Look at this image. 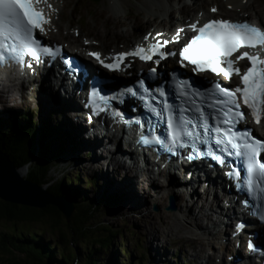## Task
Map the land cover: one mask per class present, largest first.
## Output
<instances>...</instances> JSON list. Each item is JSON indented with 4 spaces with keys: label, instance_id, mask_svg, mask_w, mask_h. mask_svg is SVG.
<instances>
[{
    "label": "rangeland",
    "instance_id": "1",
    "mask_svg": "<svg viewBox=\"0 0 264 264\" xmlns=\"http://www.w3.org/2000/svg\"><path fill=\"white\" fill-rule=\"evenodd\" d=\"M112 1L60 0L61 3L65 2L67 5L65 10L62 12V17H60L58 24L62 27L63 32L66 30V35L67 27L69 25L71 26L75 24V26H79L80 30L86 32L88 36L99 40L102 44V47L104 46L106 48L112 47L114 46V44H119L120 46L124 45L122 44L123 41H125L124 35H127L124 33V31L131 29L130 26H136L138 24L139 20L137 15L140 10L143 11L141 13H144L141 16V25L143 27L142 30H140L141 34L144 33L146 29L148 30L149 28H151V26H153V29H158L156 27L160 25L159 23L161 22V17L156 18V16H151V11L156 13L154 11L155 8L150 7L148 5L143 7L142 1L145 0L118 1L119 4L124 3V6L120 5L123 9L122 13L118 15L112 14L113 12H111L110 5ZM217 1L220 2L223 6V12H221V15L223 17L228 16L232 19H239L235 15L233 10H229V6L226 4V0ZM149 2H152V0H149ZM191 2L193 1L176 0L174 2V5L176 4L181 6L183 4H190ZM251 2L253 3L251 13L246 15L241 14V18L249 19L252 22L259 23L260 25L264 26V0H251ZM209 5L210 3L205 5L206 9ZM185 10L186 9H182L183 12ZM195 11L197 10H194V13ZM148 18L150 19V22H147ZM182 18H184V15L181 16L179 19ZM179 19L174 20L179 21ZM163 26H168V23L164 22ZM118 32L121 33V35H118ZM33 93L34 92L28 95L26 93H23L22 98L20 97L15 101H9L8 107L10 108V111H4L5 113H3L4 115L8 114L7 116H9L12 120V122L8 123L9 125H15L13 121L18 122L19 115L23 114H29L31 118L36 121L38 128L45 126L47 124L46 122H48L49 126L50 121L53 126L56 125V119H60V117L56 115H50L51 113H49V110H47L45 104L43 105L40 103L41 105H43V107H41L39 104H37V100H34L33 102ZM27 102H29V105L26 104ZM16 106L18 107L14 108ZM15 114H18L16 115L17 118L14 116ZM5 125L2 128L6 129ZM60 128L61 131L64 130L62 126ZM65 135L66 132L64 136ZM62 141L64 144L62 143ZM71 142L72 140L63 137L61 132L60 137L51 138L50 144H53L52 151L55 153L60 152L61 156H58L57 164L52 170V183L46 186L39 187H44V189L47 190L48 187H50V185L52 184L55 185L61 182L65 183V181L70 180L66 187H68L69 191L71 192L72 199L67 198L66 201L68 203L75 200L76 205L84 206L86 204H94L95 201L101 204L98 208L97 216L93 221L94 228H108L111 231L121 233V235H118L117 238H115V241H113L109 249L101 251V258L103 260L101 264H202L200 263L199 259H203L205 261V259L208 257V254H213V252L216 253L214 255L215 257H213L214 262L212 261V264H214L215 262L217 263V259L221 258L222 253V249H220L219 243L224 238H222V236L219 237V235L207 236L202 234L203 231L207 230V227L209 229L211 228L214 234L216 233L217 230H213V221H208L204 218H201L202 215L200 213L198 217L200 216L201 218L199 222L203 228L202 232L199 230L197 231L196 229H194V227L188 224H184V227H182V225L174 223V219L176 218L175 215H178V213L181 211H185L184 207L186 205L185 202H187V198L188 201H191L196 205V207H198L197 210L204 203L203 200L200 199V201L195 203L196 199H191L187 195L185 199V197L182 196L183 193L177 189H175V194H172L171 192H169V187L160 178L161 182H157V190L152 189L153 191H150V193L153 195L154 193H157L155 194L156 196L159 195V197L164 198H162L161 200H159V197H157V199L151 198V200L149 201L145 199L146 203L142 207L136 200L132 198L133 203L131 204V209H133L134 212L132 214H129L127 212L122 215L117 212V207L121 204V202H119L117 198H115V200L112 199V202L107 205L103 200L106 197L111 196V194L109 193L113 192V190L111 189V184H113L112 182H114L113 186H115V183H117L118 181L121 182L122 187L120 185H116V187L120 188L121 191H123L124 188L128 190H137V193L139 194V199H143L145 197V193L143 195V192L141 190H138L142 188V185H130L129 180L131 177L134 176V173L129 174V176L125 175V170L127 168H122L119 171L120 173L118 174L111 173V177H113L115 180H109L112 182H109V185L106 186L105 180L107 178L105 175L108 173V171L104 170V172L98 173L99 175H97L93 173L92 170H88L86 167L91 165L88 162H91L93 160V156L87 157V159H83L81 162H79L76 159V154L78 150H72V148L67 150V147L66 150H64V146L71 144ZM76 144L78 143L76 142ZM63 151H65V153ZM100 151L101 150H98V153L95 155V158L99 159V157L103 155V153H101ZM71 154L75 155L72 156ZM117 158L122 159L120 155H118ZM101 163L107 165V156L105 157V160H101ZM126 163L127 166L131 165L128 162ZM92 165L99 166V164L94 162L92 163ZM23 168L18 171L19 174L26 179V176L28 174V167ZM20 171H23L26 174H21ZM75 176L81 177L84 183H86L88 180H92L93 185L89 184V186L86 187L85 185H81V183L76 184L75 182H71L72 179L75 178ZM183 177L184 175L182 174L181 178ZM144 189L147 188L144 187ZM157 191H159L161 194H158ZM171 197L175 198L176 200L177 209L175 211L168 210V207L170 206L169 201ZM82 198H84L85 201ZM134 202H136L137 205H135ZM191 206L193 205L191 204ZM155 207L157 209H155ZM212 214L213 213H211L210 215V219L217 220V217L213 216ZM62 220L63 229H65L67 222L65 221L64 216ZM10 227L11 225L6 224L5 222H0V231L7 230ZM18 227L23 228L24 230H31L41 233V235H43L44 237L43 239L45 240L43 242L50 243V245L54 246V244L58 242L54 234L47 231V227L42 223H40L39 225L19 223ZM151 229L157 231V238H152V236H149V231ZM228 231L230 232V230ZM202 240L204 241V243L207 244L205 248L202 247ZM86 241L87 239L84 240V243L80 242L81 244L79 243L77 246L79 256H82V254L85 253L83 246H85ZM149 241L151 244L149 243ZM121 243L123 244L122 248L120 247ZM123 248L128 252H131V255H126L125 251H122ZM155 256H157V258ZM7 260L4 259L2 264H7Z\"/></svg>",
    "mask_w": 264,
    "mask_h": 264
},
{
    "label": "bare ground",
    "instance_id": "2",
    "mask_svg": "<svg viewBox=\"0 0 264 264\" xmlns=\"http://www.w3.org/2000/svg\"><path fill=\"white\" fill-rule=\"evenodd\" d=\"M115 1V6L113 8H111V12H113L112 14H121L122 13V7L120 5L124 6V3L119 4L118 1L120 0H114ZM176 1V0H175ZM174 0H152V2H149V0H145L142 1V6H150V7H154L155 8V12L151 11L150 13L151 16H156L157 17H161V22L159 23L160 25H158V30L156 32L153 33L156 34L157 32H163L167 35H173L174 33L181 31L183 28L186 29V26L188 24V18H191L190 16H193L192 21H196L197 16L196 13H194V10L198 9V12H200L199 10L203 11V16H206V18H210L213 17L212 15L209 14V12L206 9V4H209L211 2V4H217L218 1L217 0H195L193 2V4L191 5H183V6H179V5H174ZM122 2V1H121ZM227 5H229L234 11L236 16L239 18L237 20L240 19H244L241 18V14L242 15H246V14H250L252 11V7H253V3L251 2V0H226ZM114 3V2H113ZM150 4V5H149ZM66 3H63V8L66 7ZM222 7V5H221ZM182 9H186L184 12L182 11ZM146 11V10H145ZM142 10H140V12L138 13V24L136 26H130L131 29L124 31L125 34L124 35V39L125 41H123L122 44H126L129 45L131 43H137L140 42V40L145 37V35L147 34V32L142 33L140 32V30H142V15L144 13ZM59 14L57 13L56 16H58ZM184 15V18L179 19L181 16ZM196 17V18H194ZM169 19V21H168ZM174 19H179V21H175ZM181 21V22H180ZM150 22V19L148 18V21ZM164 22L168 23V26H163ZM134 23V22H133ZM177 23V24H175ZM136 24V23H135ZM153 28V26H151V28H149V30H151ZM50 29V28H49ZM186 31L184 30L182 32V34H185ZM116 34V33H115ZM117 35V34H116ZM118 35H121V33L118 32ZM112 38V36H111ZM127 40V41H126ZM142 41V40H141ZM77 42V41H75ZM74 42V43H75ZM84 46V45H82ZM106 50V48H105ZM39 81L38 79L33 80V85L29 84L27 87H24V85L22 86V90L27 89V95L28 90L29 92H34L33 93V102L34 100H37V104H39L41 107H43V105L45 104V106L47 107V110H49V113H51L50 115H56L58 117H60V119H56V125H52L51 121L49 122V126L47 125L48 129L50 130V138H58L60 137V132L62 134L63 137L67 138V139H71L72 142L71 144H68L67 146H64V150H67L72 148V150H78L76 157L77 159H79L78 161L81 162L83 160V158H80V151L83 152L84 149H86V151H84L83 153H87L89 151L94 150V156H93V160L90 163L91 165L87 166L86 168L88 170H92L93 173L99 175L98 173H102L104 172V170L108 171V173L105 175L106 176V180H105V184L106 186L109 185V180H115L113 177H111V173H115L118 174L120 173L119 171L123 168L126 169L125 171V175L132 174L134 173V176L130 178V185L133 186V184H137V185H142V188L138 189L141 190L143 192V195L145 193V197L143 199H139L138 197V193L137 190H128L125 189L123 191L120 190V188L116 187V185H120L122 187L121 182H117L114 185V182H112L113 184H111V189L113 190V194L115 196H117L116 198L119 200V202H121L120 206L117 207V212L124 215V213H129L132 214L134 212L133 209H131V204L132 202V198L134 200H136L141 207L145 205L146 200L148 201L151 200V198H155L157 199L158 196H156L154 193L151 194L150 191L157 190V182H161L160 179L157 178H153L150 181H148L149 183L146 182V180L144 179L143 176H140L139 173L137 172V164L135 162L134 159H132V163L130 166H127L126 161H124V154L123 152H121V149L119 147L116 148V146H114L113 149H111L109 147V144H111L113 138L111 137V135H109L107 133L108 136H105V138H98L97 136L92 137V136H88L87 135V129L86 126L81 123V122H74L73 119L76 116V112L75 110L79 109L76 108L74 110V108L76 107L75 102L73 101V98L68 95L67 93H63L61 92V90H59V88H57L53 83H50L46 80H43V82H37ZM39 93V94H38ZM13 95L11 93H6V96L0 95V113H5L4 111H10V108L8 107V103L9 101L13 100ZM43 105H41V104ZM27 105H29V102L26 103ZM21 106V105H20ZM18 106L14 107L17 108ZM26 107V105H25ZM52 120V119H51ZM48 121V120H46ZM264 125V121L263 124ZM64 129L63 131H61V127ZM59 127V129H58ZM264 129V128H263ZM86 131V133H85ZM59 132V135H58ZM66 132V135L64 136ZM49 134V133H48ZM105 139V141H104ZM76 142L78 144H76ZM61 143V142H60ZM63 143V141H62ZM64 144V143H63ZM66 145V144H65ZM69 146V148H68ZM98 150H101L100 152L103 153V155L101 157L95 158L96 154L98 153ZM64 155V154H62ZM72 155V154H71ZM110 155V156H109ZM118 155H123L122 159H118L117 156ZM107 156V165L101 163V160H105V157ZM103 158V159H101ZM100 161V163H99ZM97 163L99 164V166H93L92 163ZM28 169V168H27ZM147 169H150V167H148ZM101 170V171H100ZM28 171V170H27ZM133 171V172H131ZM19 172V171H18ZM20 173L22 174H26L23 171H20ZM147 176V175H146ZM219 181H221V178L216 177L215 179L212 180V183L214 184H218ZM185 182H188L186 179V175H184L183 178H181V176H175L174 178L171 177V179H169V183L172 186V188H169V192H171L172 194H175L174 192H176V190L173 187V184L177 183L180 185V188H184L186 187ZM199 184L197 186V190L195 191L194 195L191 196V199L196 196L197 198L201 199L204 201V203L200 206V208L197 210L198 207H196V205L194 203H192L191 201H188L186 199V194L183 193L182 196L185 197L186 201L185 202V211H181L178 213V215H175V219H174V223L175 224H179L182 225V227H184V224H188L192 227H194V229H196L197 231H201L202 232V225L200 224V219L204 218L208 221H210V215L211 213L214 214H219L221 217V220L218 221L216 220L215 222H213V230H215L216 228H220L219 232L217 233H213V231L211 230V228L209 229L208 227L206 228V231H203L202 234L203 235H207V236H217V235H223V233H228L229 228L232 226L233 221L230 218V216H233V207L231 209L228 208V210L223 209L225 206L227 205H231V201L221 198L219 196V192L214 191L213 189L209 190H205L203 188V185L205 183V181H201L199 180ZM198 183V181H197ZM162 184V183H161ZM190 184V183H189ZM144 187H146L147 189H144ZM160 188V187H159ZM128 192V193H127ZM158 194H161L159 191H157ZM26 194H31V192H24ZM178 193V192H177ZM164 197H159V200H161ZM212 198V201L210 202ZM158 201V200H157ZM135 205L136 202H134ZM191 204L193 206H191ZM147 205V204H146ZM224 205V206H221ZM148 206V205H147ZM215 208V211H214ZM201 213V218L200 216L198 217V215ZM196 214V215H195ZM168 216V215H167ZM228 218V220H227ZM209 226V224H208ZM181 227V226H180ZM179 227V228H180ZM199 235V234H198ZM201 235V234H200ZM149 236H152V238H157L158 233L156 230L151 229L149 231ZM223 237V236H222ZM224 238V237H223ZM150 243V241H149ZM151 244V243H150ZM209 244V243H208ZM201 245V244H200ZM210 245V244H209ZM207 246L206 243H204V241L202 240V247L205 248ZM221 249L224 250L226 253H228V256L231 254V245L229 243H226L225 245L221 246ZM216 252H213V254H208V257L205 259V261L203 259H199L200 263L202 264H212V261L214 262V258ZM227 256V255H226ZM157 258V256H155ZM204 261V262H203ZM216 264V262L214 263Z\"/></svg>",
    "mask_w": 264,
    "mask_h": 264
},
{
    "label": "trees",
    "instance_id": "3",
    "mask_svg": "<svg viewBox=\"0 0 264 264\" xmlns=\"http://www.w3.org/2000/svg\"><path fill=\"white\" fill-rule=\"evenodd\" d=\"M4 125L6 129L2 128ZM10 125L0 120V151L17 169L21 170L24 166H28L26 179L30 182L38 186L51 184L52 170L60 154L52 151L53 144H50L51 135L48 127L38 131L36 121L30 119L28 114L22 115L20 122ZM68 182L70 180L65 181L66 184L63 182L52 184L53 186L50 185L47 191L55 197L72 199L71 192L66 187ZM71 182L81 183L86 187L93 183H84L79 176H75ZM115 198V195H111L103 201L107 205ZM82 199L85 201L84 198ZM74 203V212L68 222L60 210L52 205L36 208L0 200V222L11 225L9 229L0 231V264L4 259H8L7 264H101L103 261L101 251L109 249L121 233L108 228H94L93 221L101 205L97 201L84 206L76 205L75 200ZM63 216L67 222L65 229H63ZM19 223L29 225L42 223L47 227V231L54 234L58 242L54 246L43 242L45 240L41 233L19 228ZM86 239L88 243L85 242L83 246L85 253L79 256L77 246ZM122 251H125L126 255H131V252L124 248Z\"/></svg>",
    "mask_w": 264,
    "mask_h": 264
},
{
    "label": "snow or ice",
    "instance_id": "4",
    "mask_svg": "<svg viewBox=\"0 0 264 264\" xmlns=\"http://www.w3.org/2000/svg\"><path fill=\"white\" fill-rule=\"evenodd\" d=\"M40 0H0V62L4 61L5 54L12 56L15 52V48L8 44L9 39H20L21 34L26 38H31V32L35 28H39L42 23L47 21L43 19L41 11H37L34 7V3H39ZM216 11V9H212ZM195 31L198 32L186 43V45L179 52L181 63L187 61L188 64L194 65V71H206L211 70L214 73H222L225 77L231 79L233 72L240 76L243 87L237 86L234 90L229 91L226 88L221 87L217 84L215 87L219 93L227 97L226 100H220L218 103L225 105H234L236 102V95L239 93L244 104L252 110V116L256 118L257 122L260 121L259 112L264 109V67H258V65H264V59H260L258 56L251 55L248 52H243L234 59H230L234 53H237L241 48H254L257 45L264 46V30L247 22L233 23L228 20L213 19L208 23L203 24L202 27L196 28V25L191 26ZM183 31V30H181ZM179 33H177L175 39L179 40ZM35 42L25 44L26 48H31ZM165 44L168 41L164 42ZM160 45H154L151 51H155ZM12 48L9 52L8 49ZM44 52H50V49L44 48ZM99 58V53H93ZM136 55L141 59H151V55L146 53L144 48H138L131 53H121L117 59H123L125 56ZM18 62H20V56H14ZM247 59L250 61L251 66L247 67L246 71L241 74L240 68H234L236 61ZM222 64H226L227 67H222ZM106 67H114L113 65H105ZM155 71V69H153ZM147 91V90H145ZM135 94V93H133ZM184 95L183 92L180 93ZM93 95H96L94 93ZM160 95L163 96L164 92L161 91ZM104 99V97H100ZM169 105L165 102L164 110L169 109ZM183 111L179 117L180 125L183 128V135L198 139L199 133H194L187 129V125L192 124L191 119H186L183 116ZM195 111L199 113V118L207 121L205 113L200 107H195ZM228 113H232L233 118H241L242 113L236 111L233 113L232 107H228L225 116ZM215 119V117H213ZM220 121H218L219 123ZM224 123H229L228 120H224ZM168 127L173 130V118L171 114L167 120ZM195 127V125H193ZM205 130V135L209 130L208 124L205 122L201 125ZM215 132L220 133L224 131L220 127L213 129ZM231 132L233 138L237 137L235 132L231 129L227 130ZM179 133L171 132L172 145L180 148L185 147L184 143H178ZM146 144L157 143L163 146V142L160 138L155 137L153 140L145 139L143 141ZM232 142L231 140L229 141ZM217 144L223 143L222 140L217 139ZM256 146L251 143H244L243 147L247 150L246 155L248 158V172L250 173L251 179L250 185H256L258 177H264V163H260L257 159L260 148H264V144L260 141L255 142ZM233 147L239 148V144H233ZM172 150L171 147L168 149ZM239 154V153H238ZM260 192H264V188H258ZM264 219V216L261 217Z\"/></svg>",
    "mask_w": 264,
    "mask_h": 264
},
{
    "label": "water",
    "instance_id": "5",
    "mask_svg": "<svg viewBox=\"0 0 264 264\" xmlns=\"http://www.w3.org/2000/svg\"><path fill=\"white\" fill-rule=\"evenodd\" d=\"M24 192H31V194ZM67 198L52 196L44 187H39L22 177L18 169L16 170V166L0 151V200L36 208L52 205L57 207L69 222L74 212L75 203L74 201L68 203ZM168 210H175L174 198L170 199Z\"/></svg>",
    "mask_w": 264,
    "mask_h": 264
}]
</instances>
